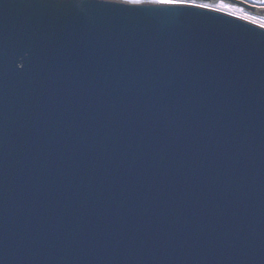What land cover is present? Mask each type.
Wrapping results in <instances>:
<instances>
[{"label": "water", "instance_id": "water-1", "mask_svg": "<svg viewBox=\"0 0 264 264\" xmlns=\"http://www.w3.org/2000/svg\"><path fill=\"white\" fill-rule=\"evenodd\" d=\"M0 264H264V28L0 0Z\"/></svg>", "mask_w": 264, "mask_h": 264}, {"label": "snow or ice", "instance_id": "snow-or-ice-1", "mask_svg": "<svg viewBox=\"0 0 264 264\" xmlns=\"http://www.w3.org/2000/svg\"><path fill=\"white\" fill-rule=\"evenodd\" d=\"M257 2L264 6V0H257ZM124 3L142 6L145 4L158 5L163 8H182V9H206L209 11H219L233 16H238V18L247 20L252 23H257L260 27L264 28V17H254L250 14L244 13L240 16V13L244 12L243 8H237L232 4L225 3V0H219V3H204L200 0H124Z\"/></svg>", "mask_w": 264, "mask_h": 264}, {"label": "rangeland", "instance_id": "rangeland-1", "mask_svg": "<svg viewBox=\"0 0 264 264\" xmlns=\"http://www.w3.org/2000/svg\"><path fill=\"white\" fill-rule=\"evenodd\" d=\"M216 1H217V0H216ZM243 1H247V2H250V3L254 4V5H257V6H259V7H262V6L257 2V0H243ZM218 2H219V1H218ZM234 6H236L237 8H243V9H244V12H243V13L250 14L251 16H254V17H257V18H259V17H264V14H261V13H254L253 10H251L250 8H247V7H245V6H238V5H234Z\"/></svg>", "mask_w": 264, "mask_h": 264}, {"label": "flooded vegetation", "instance_id": "flooded-vegetation-1", "mask_svg": "<svg viewBox=\"0 0 264 264\" xmlns=\"http://www.w3.org/2000/svg\"><path fill=\"white\" fill-rule=\"evenodd\" d=\"M262 7H264V6H262ZM262 12H264V9H259V10L257 11V13H261V14H262Z\"/></svg>", "mask_w": 264, "mask_h": 264}]
</instances>
